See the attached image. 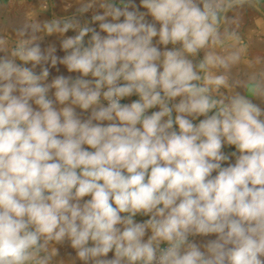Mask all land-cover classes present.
<instances>
[{
  "label": "clouds",
  "instance_id": "1",
  "mask_svg": "<svg viewBox=\"0 0 264 264\" xmlns=\"http://www.w3.org/2000/svg\"><path fill=\"white\" fill-rule=\"evenodd\" d=\"M15 2L0 264H264V0Z\"/></svg>",
  "mask_w": 264,
  "mask_h": 264
},
{
  "label": "crops",
  "instance_id": "2",
  "mask_svg": "<svg viewBox=\"0 0 264 264\" xmlns=\"http://www.w3.org/2000/svg\"><path fill=\"white\" fill-rule=\"evenodd\" d=\"M29 3L35 4L36 0H28ZM61 0H56V8L53 9L57 14L61 13L60 8ZM24 13V7L20 6L18 3L15 2V0H0V29H7L11 30L12 26H15L17 23H19L23 18ZM52 12H49L45 14V16L41 18H50ZM256 15V13L252 11H248L245 14L244 17V31L247 32L248 28L254 27V24L252 23L253 17ZM71 33H69L70 35ZM50 41H55L54 37L48 38ZM250 52L252 55H264V40L257 36H252L250 40ZM61 71H64L63 68H61Z\"/></svg>",
  "mask_w": 264,
  "mask_h": 264
}]
</instances>
